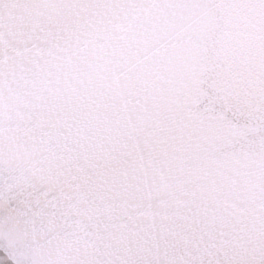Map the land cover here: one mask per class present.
Returning <instances> with one entry per match:
<instances>
[{
  "label": "water",
  "instance_id": "95a60500",
  "mask_svg": "<svg viewBox=\"0 0 264 264\" xmlns=\"http://www.w3.org/2000/svg\"><path fill=\"white\" fill-rule=\"evenodd\" d=\"M0 264H264V0H0Z\"/></svg>",
  "mask_w": 264,
  "mask_h": 264
}]
</instances>
